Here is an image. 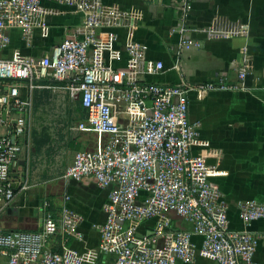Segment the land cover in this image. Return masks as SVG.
Returning a JSON list of instances; mask_svg holds the SVG:
<instances>
[{"label": "built area", "instance_id": "built-area-1", "mask_svg": "<svg viewBox=\"0 0 264 264\" xmlns=\"http://www.w3.org/2000/svg\"><path fill=\"white\" fill-rule=\"evenodd\" d=\"M54 1L79 13L81 25L74 36L51 47L43 57L18 52L10 58L0 55V125L2 116L13 108L20 114L13 136L25 132L21 113L29 102L18 99L20 87H36V81L48 77L67 81L62 88L79 96L86 113V123L76 128L95 132L99 140L94 150L75 153L63 177L92 179L99 187L110 188L104 205L106 220L98 228L100 252L112 255L114 264H192L196 256L211 264H256L254 254L264 236L229 229L218 192L209 184L212 168L203 157L191 154L198 125L188 121L191 90L198 98L210 91H236L242 87L245 67L234 84L223 79L197 87L145 81L144 75L160 72L163 65L147 60V47L132 40L135 25L127 26L128 63L123 68L113 65L119 51L105 47L97 36L100 29L123 26L126 12L97 0ZM173 2L180 14V51L198 48L200 42L188 37L199 32L187 24L191 0ZM49 14L40 0H0V53L9 45L8 29H20L26 46L31 45L34 30L46 38ZM174 69L179 71V64ZM21 151L9 135H0V214L14 199L10 169ZM47 206L45 202L43 207ZM238 208L245 226L264 219V204L244 202ZM172 215L190 228L174 227ZM149 220L152 227L138 231V225ZM75 222L63 224L61 230L72 234ZM58 230L49 211L37 231H5L0 222V264H84L83 257L67 247L61 251L48 247ZM194 236L201 238L199 248L192 241Z\"/></svg>", "mask_w": 264, "mask_h": 264}, {"label": "crops", "instance_id": "crops-1", "mask_svg": "<svg viewBox=\"0 0 264 264\" xmlns=\"http://www.w3.org/2000/svg\"><path fill=\"white\" fill-rule=\"evenodd\" d=\"M97 1L117 6L128 15L123 26L97 31L105 47L119 51L120 57L113 63L116 68L128 63L125 44L127 26L132 24V40L147 47L146 59L162 63L160 72L142 77L145 81L161 85L184 82L197 87L223 79L234 84L239 70L245 67L242 87L236 91H210L201 98L193 90L188 93V121L198 125L191 154L203 157L212 168L209 184L218 192L217 201L225 208L229 229L264 236V219L245 226L238 208L244 202L264 204V0H191L187 24L199 32L188 37L200 46L181 51L177 31L180 14L173 0ZM40 5L50 11L46 17L48 36L42 38L34 30L31 45L26 46L20 29H8L9 45L1 51L2 58H10L13 52L40 58L75 35L82 21L79 13L54 0H40ZM177 64L179 71L174 69ZM35 83L36 87L18 89V99L29 102L21 113L25 132L13 136L15 120L20 116L15 109L9 108L1 118L0 135H9L22 148L11 165L15 196L0 214L1 227L5 223L20 231H37L42 226L40 214L49 211L59 225L49 248L61 251L67 247L81 255L84 264H114L112 255L99 250L98 228L106 220L104 205L110 188H101L92 179L63 177L75 153L94 150L99 136L76 128L86 123V113L79 96L62 88L67 81L48 77ZM172 218L174 227L190 228L182 219ZM73 220L74 232L64 233L62 225ZM152 225V220L145 221L137 229L148 231ZM192 241L200 247V237L194 236ZM254 261L264 264V240L258 243ZM192 264L211 262L196 256Z\"/></svg>", "mask_w": 264, "mask_h": 264}, {"label": "water", "instance_id": "water-1", "mask_svg": "<svg viewBox=\"0 0 264 264\" xmlns=\"http://www.w3.org/2000/svg\"><path fill=\"white\" fill-rule=\"evenodd\" d=\"M40 220H41V224H42V221H43V214H40ZM2 229H3V230H6V231H16V230H20V229L15 228V227H10V226H8V225L5 224V223L2 224ZM138 236L141 237L140 234H138Z\"/></svg>", "mask_w": 264, "mask_h": 264}, {"label": "trees", "instance_id": "trees-1", "mask_svg": "<svg viewBox=\"0 0 264 264\" xmlns=\"http://www.w3.org/2000/svg\"><path fill=\"white\" fill-rule=\"evenodd\" d=\"M80 101V100H79ZM80 104V106H81V103H79ZM82 107V106H81Z\"/></svg>", "mask_w": 264, "mask_h": 264}]
</instances>
